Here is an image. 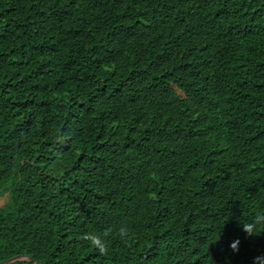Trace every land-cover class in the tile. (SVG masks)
Wrapping results in <instances>:
<instances>
[{"label": "trees", "instance_id": "1", "mask_svg": "<svg viewBox=\"0 0 264 264\" xmlns=\"http://www.w3.org/2000/svg\"><path fill=\"white\" fill-rule=\"evenodd\" d=\"M4 193L0 262L264 257V0H0Z\"/></svg>", "mask_w": 264, "mask_h": 264}, {"label": "clouds", "instance_id": "2", "mask_svg": "<svg viewBox=\"0 0 264 264\" xmlns=\"http://www.w3.org/2000/svg\"><path fill=\"white\" fill-rule=\"evenodd\" d=\"M243 231L249 236H256V232L264 229V214H258L251 222H243ZM112 230L108 229L105 231L104 236L107 237ZM122 238H126L129 235V229L126 226H121L118 233ZM82 240L88 241L90 243L96 244L100 237L94 233H86L81 237ZM239 240L231 244L233 251H239ZM104 247H100V251L103 252ZM254 264H264V257H257Z\"/></svg>", "mask_w": 264, "mask_h": 264}, {"label": "water", "instance_id": "3", "mask_svg": "<svg viewBox=\"0 0 264 264\" xmlns=\"http://www.w3.org/2000/svg\"><path fill=\"white\" fill-rule=\"evenodd\" d=\"M18 261H33V259L32 258H27V257L24 258V257L16 256V257H13L11 259L2 261V262H0V264H13V263H16ZM34 264H39V262L37 261Z\"/></svg>", "mask_w": 264, "mask_h": 264}, {"label": "rangeland", "instance_id": "4", "mask_svg": "<svg viewBox=\"0 0 264 264\" xmlns=\"http://www.w3.org/2000/svg\"><path fill=\"white\" fill-rule=\"evenodd\" d=\"M8 201V194L4 193L0 196V208L3 207Z\"/></svg>", "mask_w": 264, "mask_h": 264}]
</instances>
